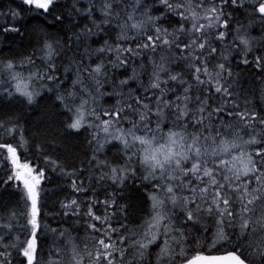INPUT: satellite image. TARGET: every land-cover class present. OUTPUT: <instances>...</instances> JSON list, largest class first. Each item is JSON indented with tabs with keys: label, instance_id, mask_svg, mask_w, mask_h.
Masks as SVG:
<instances>
[{
	"label": "snow or ice",
	"instance_id": "1",
	"mask_svg": "<svg viewBox=\"0 0 264 264\" xmlns=\"http://www.w3.org/2000/svg\"><path fill=\"white\" fill-rule=\"evenodd\" d=\"M0 264H264V0H0Z\"/></svg>",
	"mask_w": 264,
	"mask_h": 264
}]
</instances>
